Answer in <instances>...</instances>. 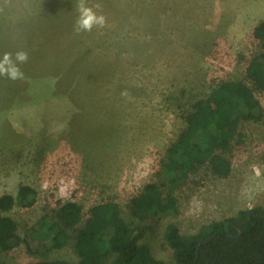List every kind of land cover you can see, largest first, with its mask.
I'll list each match as a JSON object with an SVG mask.
<instances>
[{
	"label": "rangeland",
	"instance_id": "1",
	"mask_svg": "<svg viewBox=\"0 0 264 264\" xmlns=\"http://www.w3.org/2000/svg\"><path fill=\"white\" fill-rule=\"evenodd\" d=\"M80 0H0V60L19 51L22 79L0 75V197L23 184L38 191L32 207L10 211L25 238L60 203L116 200L139 242L176 264L164 231L183 234L264 207V90L247 73L262 51L254 27L264 0H85L106 17L103 28L76 31ZM100 4V8L94 5ZM239 79L255 88L260 120L243 121L228 153L226 177L203 169L177 189L178 212L140 220L127 204L160 182L161 159L186 125L195 100ZM61 258L78 262L74 241L32 253L27 243L0 250V264ZM110 258L104 259L109 264Z\"/></svg>",
	"mask_w": 264,
	"mask_h": 264
},
{
	"label": "trees",
	"instance_id": "2",
	"mask_svg": "<svg viewBox=\"0 0 264 264\" xmlns=\"http://www.w3.org/2000/svg\"><path fill=\"white\" fill-rule=\"evenodd\" d=\"M253 33L262 51L252 57L247 73L255 88L264 90V20ZM255 88L243 80H224L206 97L194 101L186 114V125L161 159L164 178L145 184L130 199L127 207L132 215L140 220L174 215L178 212L175 192L192 175L205 168L220 177L231 173L228 153L240 136L242 122L263 116ZM37 198V189L28 184L21 185L16 195L0 197V250H12L24 241L36 253L63 248L73 240L78 262L44 258L29 264H104L107 258L111 259L109 264H164L148 244L136 239L116 200L96 203L88 210L77 200L63 201L52 215L43 214L22 238L18 221L3 212L15 206L32 207ZM254 209L245 223L240 221L248 219L250 208L205 224L191 234H183L176 223H169L164 238L176 264H264V207Z\"/></svg>",
	"mask_w": 264,
	"mask_h": 264
},
{
	"label": "clouds",
	"instance_id": "3",
	"mask_svg": "<svg viewBox=\"0 0 264 264\" xmlns=\"http://www.w3.org/2000/svg\"><path fill=\"white\" fill-rule=\"evenodd\" d=\"M95 8H100V4L94 5ZM78 11L80 17L77 20L76 31H89L91 32L93 27L103 28L106 25V17L102 14H97L93 10V7H87L85 0H80L78 5ZM28 60V54L24 51L16 53V59L13 61L11 53H5L4 58L0 60V75H6L9 78L22 79L24 73L20 70L19 64Z\"/></svg>",
	"mask_w": 264,
	"mask_h": 264
},
{
	"label": "water",
	"instance_id": "4",
	"mask_svg": "<svg viewBox=\"0 0 264 264\" xmlns=\"http://www.w3.org/2000/svg\"><path fill=\"white\" fill-rule=\"evenodd\" d=\"M251 212H255V209L254 208H250V211H249V217H248V219L246 220V221H240L241 223H245V222H247L250 218H251ZM238 228H239V232L241 233L242 232V228L240 227V226H238ZM213 237H210V238H208L206 241H204V242H208V241H210L211 239H212ZM203 244V242H201L200 244H199V246L200 245H202Z\"/></svg>",
	"mask_w": 264,
	"mask_h": 264
}]
</instances>
